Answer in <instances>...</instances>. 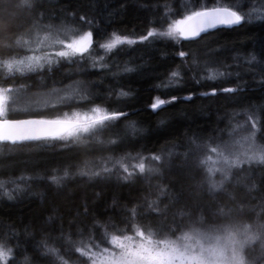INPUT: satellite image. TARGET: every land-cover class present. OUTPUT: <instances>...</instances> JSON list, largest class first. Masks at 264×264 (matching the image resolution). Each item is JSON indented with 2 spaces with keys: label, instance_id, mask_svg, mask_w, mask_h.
<instances>
[{
  "label": "snow or ice",
  "instance_id": "obj_1",
  "mask_svg": "<svg viewBox=\"0 0 264 264\" xmlns=\"http://www.w3.org/2000/svg\"><path fill=\"white\" fill-rule=\"evenodd\" d=\"M46 3L16 0L14 11L0 21V142L18 147L61 142L63 151L74 153L79 144L87 143L91 150L109 154L101 155L91 166L87 161L69 163L53 171L35 170L31 175L0 180L3 196L12 201L23 195H39L34 186L50 180L52 185L64 187L77 177L102 183L115 180L128 186L150 177L162 183L155 199H113L91 210L86 205L69 217L67 226L62 217H49L46 223L56 226L41 228L43 239L33 247V255L27 254V244L21 242L13 226L0 234V264H257L258 259H264V203L254 205L247 195L239 194L243 189L249 193L253 190L247 184L253 168L264 169V103L242 106V111L227 118L225 128H213L207 137L193 134L186 143L166 141L170 147L161 146L148 155L143 150L133 154L129 149L144 138V129L117 107L132 95L131 91L121 89L115 95L104 92L100 89L104 76L92 82V89L80 81L68 90L57 88L54 79L57 72L71 77L73 69L87 74L86 57H93L96 49L114 58L127 50L123 46L145 42L151 46L160 38L205 39L223 27L264 22V0L260 9L252 11L236 0H210L206 4L193 0L192 7L175 12L169 8V14L150 21L151 26L136 38L117 31L101 34L94 18L69 15L64 10L52 12L45 8ZM119 14L114 11L110 15ZM178 55L186 57L189 53L179 51ZM100 59L99 69L116 80L142 68L129 58L122 70L113 72L103 57ZM190 59L195 65L194 54ZM242 64L259 68L264 86L262 42L259 54H238L232 65L221 62L206 77L208 81L233 79L235 86L214 87L199 95L215 97L219 92L239 98L246 84L239 71ZM114 66L120 68L119 63ZM91 68H97L95 59ZM180 76L179 69L171 71L172 78ZM193 96L182 99L193 101ZM178 99L175 95L170 99L157 96L150 108L163 111ZM16 112L26 118H16L12 115ZM238 116L243 117V123L233 124ZM166 125L162 118L159 126ZM180 148L183 151H177ZM174 158L182 160L178 166L181 173L197 180L198 187L210 195L220 197L213 204L217 211L211 219L203 215L207 205L186 199L181 189L174 190L176 182L165 176ZM225 198L231 203H223ZM170 206L177 210L173 215L169 214ZM22 231L29 237L35 235L31 226ZM257 241L262 242L260 257L252 255Z\"/></svg>",
  "mask_w": 264,
  "mask_h": 264
},
{
  "label": "trees",
  "instance_id": "obj_2",
  "mask_svg": "<svg viewBox=\"0 0 264 264\" xmlns=\"http://www.w3.org/2000/svg\"><path fill=\"white\" fill-rule=\"evenodd\" d=\"M216 2L224 3L225 0H216ZM236 2L246 4V10L249 11L260 9L261 5V0H236ZM15 3L16 0H0V21L10 16L14 11ZM200 3H210V0H200ZM192 6L193 0H47L45 4V8L52 12L64 10L69 15L94 18L100 25L101 34L105 31H117L118 34L129 35L131 38L144 34L151 26L150 21L169 14V8L175 12ZM114 11H119L120 14L110 15ZM262 42H264V22L255 21L252 25L220 28L205 39L176 41L171 38H160L151 46L147 42L123 46L127 50L120 52L114 58L112 54H106L103 49H96L93 57H86L87 74L78 69L72 70L71 77L57 72L54 76L55 87L65 88L80 81L92 89V82L99 81L100 76H104L103 83L100 84V89L104 92L115 95L121 89L125 92L131 91L132 95L124 98L117 107L128 112L132 120L138 122V127L144 129V138L131 145L129 150L133 154L137 150H143L144 154L148 155L159 150L161 146L170 147L166 141L186 143L187 138L193 134L207 137L212 134L213 128H225L227 118L235 111H242V106L264 103V86L261 85L259 68H249L243 64L239 71L246 84L239 98L227 93L221 95L219 92L215 97L199 95L202 92H211L214 87L219 89L235 86L236 81L233 79L221 78L217 81H208L206 77L210 72L215 71L216 66L221 62L223 65H232L233 57L238 54H247L250 51L259 54ZM179 51H185L189 56L179 57ZM193 54L196 57L195 65L190 59ZM101 57L113 72L122 70L124 62L129 58L142 68L137 73L124 75L116 80L110 73L99 69ZM93 59L97 62L96 69L91 68ZM116 63L120 64L119 69L114 66ZM177 69L180 70L181 76L172 78L171 71ZM219 70L223 71L224 68L220 67ZM197 79H203V82L197 83ZM47 85L52 86V80L47 81ZM192 94H194L193 101L182 99ZM173 95L181 99L165 106L163 111L150 108L151 102L157 96L161 99H170ZM12 115L25 117L22 112ZM162 118L167 121L166 127L159 126ZM237 122L243 123V117L238 116L232 120L233 124ZM67 144L69 147L72 146L71 141ZM77 147L78 152L74 153L63 151L61 142H41L38 145L25 147L5 145L4 142H0V180L7 181L22 174L31 175L35 170L53 171L69 163L82 164L87 161L91 166L101 155L109 154L93 151L87 143H81ZM177 151H183V148ZM181 164V159L174 158L170 170L165 171V176L176 182L174 190L181 189L186 199L207 205L203 209V215L211 219L217 211L213 204L219 202L220 197L210 195L204 188L198 187L197 180L181 173L178 168ZM161 183V180L150 177L138 181L134 186H128L115 180L102 183L77 177L66 186L57 187L49 180L34 186V189L40 192L39 195H23L12 201L3 196V191L0 190V234L8 232L14 226L21 242L27 244V254L33 255V247L43 239L41 228L56 226L55 223H46L49 217H62L67 226L69 217L77 210L83 211L86 205L91 210L94 205H107L113 199L121 202L141 197L155 199ZM247 184L248 188L253 190L249 193L247 189H243L239 194L247 195L254 205L264 203V169L254 167L249 174ZM253 185L256 187L253 188ZM222 202L231 203L226 198ZM176 211L170 206V215L175 214ZM25 226H31L35 233L33 237L22 231ZM261 245L262 242L257 241L253 246V256H261ZM257 264H264V259H258Z\"/></svg>",
  "mask_w": 264,
  "mask_h": 264
},
{
  "label": "rangeland",
  "instance_id": "obj_3",
  "mask_svg": "<svg viewBox=\"0 0 264 264\" xmlns=\"http://www.w3.org/2000/svg\"><path fill=\"white\" fill-rule=\"evenodd\" d=\"M75 86V84L73 83V84H70L69 86H67V87H65V88H61V89H65V90H68V89H70L71 87H74ZM22 107V106H21ZM70 114V113H69Z\"/></svg>",
  "mask_w": 264,
  "mask_h": 264
},
{
  "label": "water",
  "instance_id": "obj_4",
  "mask_svg": "<svg viewBox=\"0 0 264 264\" xmlns=\"http://www.w3.org/2000/svg\"><path fill=\"white\" fill-rule=\"evenodd\" d=\"M16 118H26V117H16Z\"/></svg>",
  "mask_w": 264,
  "mask_h": 264
}]
</instances>
